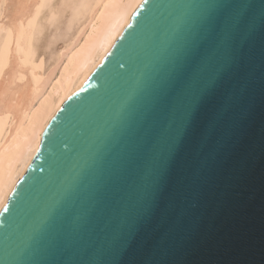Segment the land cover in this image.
I'll return each instance as SVG.
<instances>
[{
  "label": "water",
  "instance_id": "obj_1",
  "mask_svg": "<svg viewBox=\"0 0 264 264\" xmlns=\"http://www.w3.org/2000/svg\"><path fill=\"white\" fill-rule=\"evenodd\" d=\"M217 3L255 31L192 106L145 205L181 125L179 89L162 97L158 85L181 25ZM0 264H264V0H142L43 127L0 210Z\"/></svg>",
  "mask_w": 264,
  "mask_h": 264
},
{
  "label": "bare ground",
  "instance_id": "obj_2",
  "mask_svg": "<svg viewBox=\"0 0 264 264\" xmlns=\"http://www.w3.org/2000/svg\"><path fill=\"white\" fill-rule=\"evenodd\" d=\"M141 1L0 0V210L43 127Z\"/></svg>",
  "mask_w": 264,
  "mask_h": 264
},
{
  "label": "snow or ice",
  "instance_id": "obj_3",
  "mask_svg": "<svg viewBox=\"0 0 264 264\" xmlns=\"http://www.w3.org/2000/svg\"><path fill=\"white\" fill-rule=\"evenodd\" d=\"M180 31V42L170 72L158 87L162 97L179 89L181 125L158 153L157 163L150 173L151 180L141 196L145 205L159 192L161 178L168 161L175 154L183 123L190 119L192 106L214 90L222 78L229 76L239 59L242 41L251 36L255 28L245 23L242 11L217 3L200 12L194 20L181 25ZM132 100L130 95L125 105L130 106ZM59 204L58 199L48 211H56Z\"/></svg>",
  "mask_w": 264,
  "mask_h": 264
},
{
  "label": "rangeland",
  "instance_id": "obj_4",
  "mask_svg": "<svg viewBox=\"0 0 264 264\" xmlns=\"http://www.w3.org/2000/svg\"><path fill=\"white\" fill-rule=\"evenodd\" d=\"M60 37V36H59Z\"/></svg>",
  "mask_w": 264,
  "mask_h": 264
}]
</instances>
